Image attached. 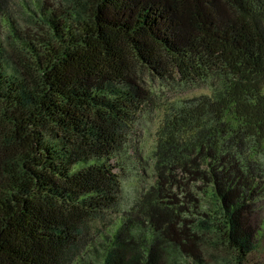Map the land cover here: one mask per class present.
Returning <instances> with one entry per match:
<instances>
[{
    "label": "trees",
    "instance_id": "obj_1",
    "mask_svg": "<svg viewBox=\"0 0 264 264\" xmlns=\"http://www.w3.org/2000/svg\"><path fill=\"white\" fill-rule=\"evenodd\" d=\"M147 74L208 91L121 210ZM263 197L264 0H0V264H247Z\"/></svg>",
    "mask_w": 264,
    "mask_h": 264
},
{
    "label": "rangeland",
    "instance_id": "obj_2",
    "mask_svg": "<svg viewBox=\"0 0 264 264\" xmlns=\"http://www.w3.org/2000/svg\"><path fill=\"white\" fill-rule=\"evenodd\" d=\"M147 84L153 95V106L148 109L137 129V138L128 150L129 159L124 158V173L122 172V205L120 209H128L137 201L141 190L154 181V150L156 148L157 130L163 112L166 108L182 98L207 92V86H182L166 82L158 77L146 75ZM204 205H211L212 199L203 196ZM255 225L259 229L258 247L252 253L247 264H264V197L254 216ZM108 225V223H105Z\"/></svg>",
    "mask_w": 264,
    "mask_h": 264
}]
</instances>
